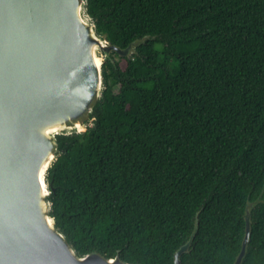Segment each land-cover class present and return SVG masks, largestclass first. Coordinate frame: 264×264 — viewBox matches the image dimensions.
I'll use <instances>...</instances> for the list:
<instances>
[{
  "label": "trees",
  "instance_id": "16d2710c",
  "mask_svg": "<svg viewBox=\"0 0 264 264\" xmlns=\"http://www.w3.org/2000/svg\"><path fill=\"white\" fill-rule=\"evenodd\" d=\"M98 36L148 37L104 90L85 132L58 136L50 215L84 256L231 264L247 202L264 200V0H84ZM116 90V91H115ZM242 264H264V204Z\"/></svg>",
  "mask_w": 264,
  "mask_h": 264
},
{
  "label": "water",
  "instance_id": "95a60500",
  "mask_svg": "<svg viewBox=\"0 0 264 264\" xmlns=\"http://www.w3.org/2000/svg\"><path fill=\"white\" fill-rule=\"evenodd\" d=\"M147 38L125 49L108 44L84 0H0V264H128L76 253L50 215L45 177L59 154L57 137L85 132L91 123L104 90V60L112 53L131 58ZM262 194L246 203L231 264L246 257L251 210L264 204ZM198 214L173 264L188 253Z\"/></svg>",
  "mask_w": 264,
  "mask_h": 264
},
{
  "label": "rangeland",
  "instance_id": "374dc122",
  "mask_svg": "<svg viewBox=\"0 0 264 264\" xmlns=\"http://www.w3.org/2000/svg\"><path fill=\"white\" fill-rule=\"evenodd\" d=\"M98 56L100 57V59L103 61L104 60V56L102 55V53H98ZM125 59H126V57H124V58H120V66L122 67V68H124L125 67ZM116 91V90H115ZM89 126H91V123H89L88 124V126L87 127H89Z\"/></svg>",
  "mask_w": 264,
  "mask_h": 264
},
{
  "label": "bare ground",
  "instance_id": "6f19581e",
  "mask_svg": "<svg viewBox=\"0 0 264 264\" xmlns=\"http://www.w3.org/2000/svg\"><path fill=\"white\" fill-rule=\"evenodd\" d=\"M98 61V60H97ZM99 62V61H98Z\"/></svg>",
  "mask_w": 264,
  "mask_h": 264
}]
</instances>
